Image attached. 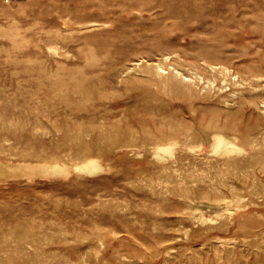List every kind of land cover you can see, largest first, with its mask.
Here are the masks:
<instances>
[{"label": "rangeland", "instance_id": "1", "mask_svg": "<svg viewBox=\"0 0 264 264\" xmlns=\"http://www.w3.org/2000/svg\"><path fill=\"white\" fill-rule=\"evenodd\" d=\"M258 78L264 0H0V264H264Z\"/></svg>", "mask_w": 264, "mask_h": 264}, {"label": "bare ground", "instance_id": "2", "mask_svg": "<svg viewBox=\"0 0 264 264\" xmlns=\"http://www.w3.org/2000/svg\"><path fill=\"white\" fill-rule=\"evenodd\" d=\"M169 4V3H168ZM52 47H50L51 49ZM158 68L163 71L164 70V66L162 63H159ZM234 80L237 77H233ZM225 79V78H224ZM258 81L256 83H254V89L250 92V94H248L247 96H245V102H246V106H250V105H260L263 106L264 108V78H258ZM235 84H238L239 86L243 85L245 83V81L242 79L240 82H234ZM89 93H91V91H87ZM236 94V93H234ZM242 147L239 146L236 142H234L231 137L229 136H225L221 133H216L214 135V150L216 152H232L235 150H240ZM160 151H165L170 153L171 155L173 154V146L169 145V146H159L158 148H156ZM157 151V150H156ZM157 154H160L157 152ZM80 169L85 170V171H89V172H95V171H99V170H103L104 167L97 161L92 159H88V161L84 162L83 164H81L79 166ZM78 168V169H79Z\"/></svg>", "mask_w": 264, "mask_h": 264}]
</instances>
